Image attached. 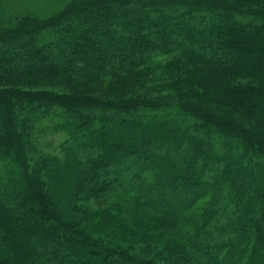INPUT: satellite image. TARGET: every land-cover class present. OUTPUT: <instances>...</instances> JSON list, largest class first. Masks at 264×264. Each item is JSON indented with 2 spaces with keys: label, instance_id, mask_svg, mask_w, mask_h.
<instances>
[{
  "label": "trees",
  "instance_id": "1",
  "mask_svg": "<svg viewBox=\"0 0 264 264\" xmlns=\"http://www.w3.org/2000/svg\"><path fill=\"white\" fill-rule=\"evenodd\" d=\"M63 5L0 17V264H264V0ZM60 122L100 148L72 180Z\"/></svg>",
  "mask_w": 264,
  "mask_h": 264
},
{
  "label": "rangeland",
  "instance_id": "2",
  "mask_svg": "<svg viewBox=\"0 0 264 264\" xmlns=\"http://www.w3.org/2000/svg\"><path fill=\"white\" fill-rule=\"evenodd\" d=\"M65 1L67 0H0V17L7 18L10 15L12 16V14L18 15L23 11L32 9L35 10V12H37L41 17H48L60 10L64 6L63 4ZM164 125H166V123L164 124L159 121H155L154 119H149L144 122L146 129H163V131L161 130L159 133L160 138H165L167 136L165 132L166 129L163 127ZM38 131L42 132L39 136L41 138V151H43V154H48L49 156H53V158L57 159L58 164L62 166V171H60V173H62V177H65L67 180H72V177L79 171V168H85L84 164L89 159V156H93L96 154L95 152L100 150L99 144L95 142L94 135L86 134L81 137L79 132L70 133L67 130L66 125L62 122L58 123L56 126L50 124L47 128L41 130L39 129ZM113 136L117 138L122 137V129L115 130L113 132ZM167 139L168 142L165 143L162 150H165L166 148L169 149V153H171V155L174 154L172 153L174 145L179 144L180 142L181 144L183 143L184 148L190 145L188 144L187 137H181L178 133H173L171 136H168ZM153 148L156 149L158 146L153 145ZM159 151H161V149L157 152ZM215 151L217 153H221V148H216ZM176 160H178V158H176ZM6 167L7 164L5 161L0 159V179H5L9 175L7 173L11 172V170L8 171L9 168L6 169ZM53 170L55 171L56 169L53 168ZM47 182L52 188H56L64 184L62 180L52 177H49ZM118 199L119 198L115 196H111L106 198L104 202H116ZM204 203V201L200 203L198 208ZM160 220V217L148 216L144 219H140V225H150L157 223ZM217 234L218 233L214 231V236Z\"/></svg>",
  "mask_w": 264,
  "mask_h": 264
}]
</instances>
